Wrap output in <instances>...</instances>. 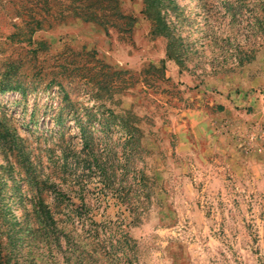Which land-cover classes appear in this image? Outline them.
I'll return each instance as SVG.
<instances>
[{
	"label": "rangeland",
	"instance_id": "obj_1",
	"mask_svg": "<svg viewBox=\"0 0 264 264\" xmlns=\"http://www.w3.org/2000/svg\"><path fill=\"white\" fill-rule=\"evenodd\" d=\"M75 1L0 0V264H264V38L211 73L220 1L174 0L182 69L142 0L126 33Z\"/></svg>",
	"mask_w": 264,
	"mask_h": 264
},
{
	"label": "trees",
	"instance_id": "obj_2",
	"mask_svg": "<svg viewBox=\"0 0 264 264\" xmlns=\"http://www.w3.org/2000/svg\"><path fill=\"white\" fill-rule=\"evenodd\" d=\"M72 4V15L82 17L85 21H93L102 26L117 28L122 33L129 32L135 22L132 15L124 14L119 7L118 0H78ZM141 13L152 22L151 34L166 39V58L173 60L179 68L188 69V62L197 53H204L197 49L196 41L189 40V35H182V24L186 21L182 17L180 7L174 0H142ZM221 10L218 14L209 11L211 17L228 19L226 27L221 31L208 28L204 32V39L212 47L213 56L209 58L211 73L234 71L254 58L259 47L257 38H264V0H219ZM201 8L210 9V0H200ZM246 15L245 24L240 20ZM243 28L244 40H238V31ZM202 48V46H201ZM74 61L73 59L70 62ZM197 60V65H198ZM204 65V64H203ZM103 66L100 67L102 70ZM130 130L135 128L126 124ZM85 145L91 142L90 135L83 130ZM135 142V137L133 138Z\"/></svg>",
	"mask_w": 264,
	"mask_h": 264
}]
</instances>
